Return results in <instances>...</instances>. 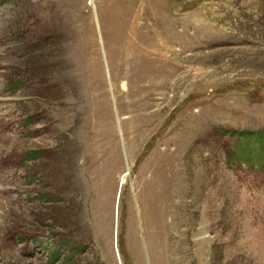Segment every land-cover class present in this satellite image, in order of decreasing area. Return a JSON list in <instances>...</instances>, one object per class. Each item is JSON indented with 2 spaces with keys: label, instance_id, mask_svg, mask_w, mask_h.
<instances>
[{
  "label": "rangeland",
  "instance_id": "374dc122",
  "mask_svg": "<svg viewBox=\"0 0 264 264\" xmlns=\"http://www.w3.org/2000/svg\"><path fill=\"white\" fill-rule=\"evenodd\" d=\"M92 1L0 0V264H264V0Z\"/></svg>",
  "mask_w": 264,
  "mask_h": 264
},
{
  "label": "bare ground",
  "instance_id": "6f19581e",
  "mask_svg": "<svg viewBox=\"0 0 264 264\" xmlns=\"http://www.w3.org/2000/svg\"><path fill=\"white\" fill-rule=\"evenodd\" d=\"M40 2H43V1H39L38 3L40 4ZM93 3V1L92 0H90V4H92ZM114 6V5H113ZM36 13V12H35ZM137 14V12L135 13V15ZM30 15V14H29ZM63 15V14H62ZM24 16V15H23ZM32 16V15H31ZM22 18V17H21ZM24 19V18H23ZM37 19V18H36ZM35 19V20H36ZM95 21H96V23L98 24V22H97V20L95 19ZM37 22V21H36ZM25 23V22H24ZM29 23V22H28ZM98 26V25H97ZM0 43H2V42H0ZM122 87L123 88H125V85H124V83H122ZM0 131H2V129H0Z\"/></svg>",
  "mask_w": 264,
  "mask_h": 264
}]
</instances>
